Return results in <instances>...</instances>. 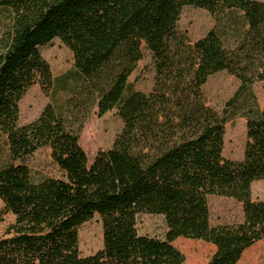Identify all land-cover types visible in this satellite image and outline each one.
<instances>
[{
  "label": "trees",
  "instance_id": "1",
  "mask_svg": "<svg viewBox=\"0 0 264 264\" xmlns=\"http://www.w3.org/2000/svg\"><path fill=\"white\" fill-rule=\"evenodd\" d=\"M184 7L206 10L217 27L191 42L178 28ZM0 132L9 163L0 168V201L14 217L0 239V264H184L179 239L214 247L207 264H238L264 240V109L250 86L264 81V2L256 0H0ZM58 39L73 55L82 99L123 122L109 150L91 163L78 136L47 105L19 124V103L39 85L54 86L39 48ZM149 52L147 94L128 79ZM227 72L240 83L221 113L202 88ZM85 101V100H83ZM245 120L241 161L222 155L226 122ZM49 148L60 178L34 182L25 161ZM242 205L239 223L211 224L208 198ZM142 214L164 219V240L140 235ZM101 219L102 248L79 251L78 229Z\"/></svg>",
  "mask_w": 264,
  "mask_h": 264
},
{
  "label": "rangeland",
  "instance_id": "2",
  "mask_svg": "<svg viewBox=\"0 0 264 264\" xmlns=\"http://www.w3.org/2000/svg\"><path fill=\"white\" fill-rule=\"evenodd\" d=\"M264 2V0H256ZM5 14L0 10V22ZM217 27L215 19L203 9L184 7L181 11L178 28L191 42L203 38ZM42 58L49 64L53 88L46 94L39 85L31 87L19 103V124L25 125L36 120L45 106L52 105L58 115L78 136V144L86 153L89 163L99 151L109 150L116 135L121 131L123 122L116 110L103 116L98 115L96 104L82 99L80 76L73 66V55L60 40L40 47ZM155 70L149 52L138 62L128 81L136 91L149 93L154 84ZM240 83L227 72H220L208 78L202 91L207 105L221 113L225 103L237 91ZM250 91L256 97L260 109H264V81L255 82ZM85 100V101H83ZM223 157L232 161H241L246 142L245 120L236 116L225 124ZM9 163L8 144L5 135L0 132V168ZM31 178L38 182L45 178H60L61 172L51 157L49 148L37 150L25 162ZM253 200L264 201V180L251 185ZM211 224L214 226L239 223L243 219L242 205L231 198L211 196L208 198ZM14 222L12 214L5 212L0 201V239L5 237L7 228ZM137 230L140 235L164 240L166 226L160 215L142 214L137 218ZM79 251L82 256H90L102 248V224L96 215L78 229ZM172 245L184 256V264H207L214 247L198 240L179 238ZM238 264H264V240L246 250Z\"/></svg>",
  "mask_w": 264,
  "mask_h": 264
}]
</instances>
